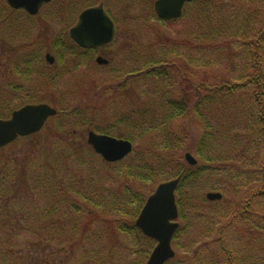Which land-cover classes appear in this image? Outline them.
<instances>
[{
	"label": "rangeland",
	"instance_id": "374dc122",
	"mask_svg": "<svg viewBox=\"0 0 264 264\" xmlns=\"http://www.w3.org/2000/svg\"><path fill=\"white\" fill-rule=\"evenodd\" d=\"M155 1L54 0L41 10L39 16L30 18L22 11L12 10L6 0H0V77L5 69L1 61L2 48L37 43L40 51L39 73L36 80L28 84L34 83L38 87L35 101L50 102L58 109V114L51 117L41 131L0 149V175L6 173L2 180L7 191L6 195L0 194V264L147 263L148 257L136 252L135 235L119 230L118 225L125 219V214L113 211L115 201L111 199L103 208L89 201L87 196L98 200L104 194L106 197L118 195V207L131 209L136 204L127 202L125 188L130 187L138 198L148 199L163 182L164 174L158 170L155 179L151 180L153 182L141 181L139 175L142 177L145 168L141 167V159L135 156V142L131 140L134 148L124 159L109 162L96 153L88 142L87 134L89 131L104 133L102 131L109 126L118 131L116 134L129 133L131 124L142 119V112L149 117L147 111L153 100L148 103L145 100L154 97L162 81L144 74L132 76L133 71L146 69L158 59L153 57L160 54L161 42L167 35H189L195 26L193 18L196 16L192 1L185 7L184 16L162 20L156 14ZM213 2H221L227 7V18L238 13L236 15L253 20L254 31L251 34L264 21V0ZM101 3L128 29L103 52L105 57L111 58L107 64L96 62L97 52L82 56L76 47L73 52L67 50L71 45L65 40L69 27L77 21L81 10ZM224 39L228 41V52L218 54L215 51L214 63L198 68L183 62L181 69L178 66L164 69L167 83H171L173 89L177 86L193 87V92L190 91L195 96L199 92H195L196 87L204 80L215 83L255 74V46H248L249 42L239 35ZM47 49L56 58L52 67L43 61ZM210 54L200 52L195 56ZM191 57L195 65L197 62L192 53ZM261 58L264 67V47ZM50 74L53 75L51 81ZM181 76L186 77L188 84L178 85ZM153 86L157 87L154 92ZM137 92L140 96L139 109L135 108L139 99ZM2 93L0 87V99ZM249 93L251 95L252 92L240 89L234 97L245 99ZM257 104L248 102V120L242 119L232 127L229 143L225 147L226 158L211 162L212 169L200 176L195 188L201 197L210 202L211 208L225 211L227 216L222 223H227V226L225 242L220 241L216 231L220 222L206 238L200 236L203 230L192 228L198 238L190 250L197 251L198 255L213 250L214 256L218 258L220 253L226 264H264V119L259 121L262 114L261 109L255 107ZM132 109L137 111L131 116ZM127 115V125L120 124L122 117ZM178 120L170 127L184 130L182 133L189 145L184 144V148L189 151L183 150L192 153L203 164L196 153L197 140L202 136L201 127L191 116ZM213 124L217 127V119L213 120ZM223 141L227 143L225 135ZM214 144L219 148V141L214 140ZM80 146V155L73 156L72 162L66 165L55 164V161L64 159L49 155L55 148L68 150L71 149L69 147ZM42 161L49 162L43 164ZM8 167H13V170ZM131 168H140L138 178H131ZM210 191L222 193V199L210 201L206 197ZM180 218L178 221L183 226L185 218ZM198 220L200 218L196 217L195 221ZM188 231L190 234L191 231ZM221 245L224 250H230L231 259L226 256V250H219ZM174 248L177 258L185 256L184 264H188L192 252Z\"/></svg>",
	"mask_w": 264,
	"mask_h": 264
},
{
	"label": "trees",
	"instance_id": "16d2710c",
	"mask_svg": "<svg viewBox=\"0 0 264 264\" xmlns=\"http://www.w3.org/2000/svg\"><path fill=\"white\" fill-rule=\"evenodd\" d=\"M192 4H195L196 16L194 15L193 23L195 26L194 28L192 27L190 34L187 36H184V34L167 35L161 42L162 48L160 54L157 57H153L158 59L152 61L151 65L146 69L133 71L135 73L132 74V76L144 74L145 77L162 81V85H159V93L157 92L154 97L145 100L146 103L153 100V104L150 103L149 111H147L149 117L147 118L142 112V119H139L135 124H131V131L129 133L122 134L119 132L122 136L116 134L115 132L118 131H114L110 126L107 127L105 131L97 129L98 131L116 137H126V139L136 143L135 148L137 153L135 156L141 159V167L145 168V172L141 174L142 177L139 175L141 181L153 182L151 180L155 179V174L158 170L162 171L164 174L163 182L181 177L177 190V202L180 217L185 218L186 222H184L183 226H180L173 243L177 249H185V251L186 249L191 251V246L197 243L198 236H196L195 231L192 232V228L194 227L203 230L204 232L199 230L201 232L200 236L203 235V237L206 238L210 235L209 231L220 222V226H217L216 231L219 232L220 241L225 242L224 233L227 223L223 224L222 221L227 215L223 209H217L216 211L215 208V210L211 208L210 202L201 197L196 191V184L204 172L207 174L209 170L212 169V163L214 161L217 162V159L220 160L219 158H226L225 147H227L229 143L230 138L228 137L231 134L232 127L238 125L242 119L248 120L247 109L249 108V101L258 103L255 107H259V109H261L260 113L262 114L260 115L259 121L262 122L264 119V67L261 61V49L264 47V21L258 26L254 34H251L252 31H254L253 20L249 21V18L236 15L238 13L230 15L227 18L228 14L225 12L227 7L221 2L216 4L213 0H194ZM231 18H234V20H231ZM237 35L244 38V40L246 39L249 42V44H247L248 46H255L256 67L254 68L257 69L255 74H244L239 79L235 78L232 81L221 80L220 82L210 83L204 80L196 87L195 92H199L195 96H193L194 93H192L193 87L179 88V86H177V88L173 89L171 83H167V77H164L166 76L164 69L177 66L181 69L183 62L187 63L190 67L193 66L198 68L207 66V64H212L215 60V51H217L218 54L228 52V41L224 39V37L231 36L232 38H236ZM70 45V49L67 50L73 52V48L76 47V45L73 42ZM79 52L82 53L81 50ZM200 52L212 54L206 57H196L197 55L195 56V54ZM191 53L193 59L197 62L195 65L192 64ZM219 60L221 59L219 58ZM155 76H157V78ZM187 82L188 80L186 77L181 76L178 85L182 83L188 84ZM240 89L242 91L247 89V91L249 90V92L252 93L251 95L249 93L248 97L245 99L234 97L235 93ZM156 90L157 87L153 86V92ZM201 91L202 93H200ZM253 94L254 98H251ZM137 95L139 99L135 103L137 105H135V108L139 109L140 96L138 92ZM135 111L137 110H131V116ZM188 116L194 117L202 129V136L197 140L196 153L203 164L199 162L196 166H190L184 159L183 152L186 150L184 144L189 147L186 136L182 133L184 130L180 129L177 131L170 127L171 124L174 126V123L177 122L175 120L180 119L178 121H181ZM214 119H217V127H214ZM128 121L129 116L127 115L122 117L119 123L127 125L126 122L128 123ZM212 128L214 131H212ZM215 133L217 137H215ZM224 135L225 138H227V143L223 141ZM60 138L61 136L58 137V139ZM214 140L219 141V148L215 147ZM69 148L71 149L66 150L61 148L60 150V148H55L53 152L49 153V155L54 158L64 159V161L61 162L59 160L55 161V164L60 165L65 163L66 165L72 162L70 160L74 159L73 156L80 155L81 146ZM181 150H183V152H181ZM48 162L49 161H42L43 164ZM8 168L9 170H13V167ZM57 171L59 172V169ZM139 171L140 168L138 170H133L131 168L129 175L132 179H136L138 178L137 175ZM75 187H77V185ZM75 191L79 190L76 189ZM125 192L127 202H130L131 205L135 203V207L131 209L126 207L119 208L120 198H117L119 197L118 195L112 196V198L111 195L106 197L104 194V197L100 196L98 200H93L92 197L87 196V194L86 196L89 201L103 208L107 207L111 199L115 201L116 205L112 207L113 211L125 214V219L118 225L119 230L124 233L134 234L136 237L135 243H137L136 252H141L146 257H149L156 245V241L144 235L135 225L136 218L140 214L147 198H138L139 196L132 193L131 188L128 186L125 188ZM196 217L200 218V221L198 220L196 222ZM231 220L232 219H230L229 222H231ZM188 230L191 231L190 234L187 233L189 232ZM204 244L206 245L209 243H203V245ZM219 250H224L223 245H221ZM191 252L192 255L189 257L190 260L188 264H226L224 259L222 260L220 253H218V258L214 256L213 250L205 251L206 253L200 252L202 253L201 255H198L197 251ZM226 253H228L226 256L230 257V250H226ZM185 258L184 256L178 259L176 256L166 264H171V262H175V264H184ZM231 258L232 257H230V259Z\"/></svg>",
	"mask_w": 264,
	"mask_h": 264
},
{
	"label": "water",
	"instance_id": "95a60500",
	"mask_svg": "<svg viewBox=\"0 0 264 264\" xmlns=\"http://www.w3.org/2000/svg\"><path fill=\"white\" fill-rule=\"evenodd\" d=\"M50 0H8L15 8H25L32 14H36L44 2ZM193 0H156L155 11L161 19L171 20L181 17L185 4ZM71 37L84 47H103L114 40L115 26L102 6L85 9L79 16V20L70 30ZM53 63L54 57L48 56ZM99 63H107V60L99 56ZM58 110L47 103L28 104L16 110L8 119H0V148L15 141L20 136H28L39 132L49 117L57 115ZM75 133V131H74ZM88 142L96 153L106 161L115 162L125 158L133 150V143L124 138H118L105 133L95 131L88 132ZM185 158L191 165H196L198 160L190 152ZM181 178L168 180L158 185L156 190L148 197L136 225L145 235L155 239L157 245L146 264H165L176 254L172 241L180 227L177 221L179 209L176 200V191ZM207 199L214 201L222 199L220 192L210 191Z\"/></svg>",
	"mask_w": 264,
	"mask_h": 264
},
{
	"label": "flooded vegetation",
	"instance_id": "af4514ba",
	"mask_svg": "<svg viewBox=\"0 0 264 264\" xmlns=\"http://www.w3.org/2000/svg\"><path fill=\"white\" fill-rule=\"evenodd\" d=\"M53 1L54 0H50L49 2H44L41 5L39 11L36 14H32L23 7L15 8L11 6L8 0H6L8 7H10L14 11H22L23 13L27 15V17H30V18L39 16L38 14L41 12V10H43L45 6L52 4ZM99 6L103 7L105 12L109 15V17L114 23L115 37L112 42H110L109 44L103 47H93V46L84 47V46L79 45L70 35V30L73 26L77 24L80 14L85 9L90 8V7H95V5L86 7L83 10H81V12L79 13L77 17V21L69 27V30H68V33H66V39H65L66 41H68L69 44H71L72 42L75 43L76 49H78L79 51L80 50L82 51V56L89 54V53L93 54L97 52L98 56H96V62L98 64H100L97 61V58L99 56L104 57L107 60V63L111 61V58L105 57L103 52L105 50H108L109 47L113 46V44H115V42L118 41V38H117L118 35H120L121 33L125 34V32L128 30L126 27L122 25L118 17L115 14H113L112 11H109L107 7L105 8L104 3L99 4ZM50 51H51L50 49H47L45 51L43 61L45 64L47 63L50 67H52L56 61V58L54 55H52ZM1 54H2L1 61L3 63L2 66L5 67V69H4V72H1L2 75L0 77V87L3 92L2 93L3 96L0 99L1 100L0 119L10 118L16 110L21 109L22 107L28 104H39V103L50 104V102H47V101H39V100L35 101V99L38 96V87L34 83H31V85L28 84L29 82H33L34 80H36V76L39 73L40 51H39V47L37 43L29 42L25 46L7 45L1 49ZM49 55L54 57L53 63H51L48 60ZM49 73L50 72H47V74ZM49 76L51 78L50 81L53 80L52 79L53 75L50 74ZM32 135H29V136H32ZM29 136H26V137H29ZM2 174H3L2 176L0 175V194L6 195L7 193L6 186L3 183L4 180H2L4 179L6 173H2Z\"/></svg>",
	"mask_w": 264,
	"mask_h": 264
}]
</instances>
